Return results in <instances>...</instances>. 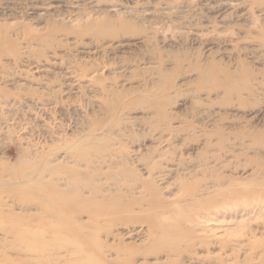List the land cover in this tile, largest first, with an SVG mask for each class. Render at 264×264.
Masks as SVG:
<instances>
[{"label":"rangeland","instance_id":"1","mask_svg":"<svg viewBox=\"0 0 264 264\" xmlns=\"http://www.w3.org/2000/svg\"><path fill=\"white\" fill-rule=\"evenodd\" d=\"M110 247L264 264V0H0V264Z\"/></svg>","mask_w":264,"mask_h":264},{"label":"bare ground","instance_id":"2","mask_svg":"<svg viewBox=\"0 0 264 264\" xmlns=\"http://www.w3.org/2000/svg\"><path fill=\"white\" fill-rule=\"evenodd\" d=\"M36 184V183H35ZM37 186V185H36ZM40 190V189H39ZM182 237H185V235H183L182 234ZM100 245H98L97 247H96V250H98L99 252H100V255L102 254L103 256H102V258H104V257H106V256H104V253L100 250ZM176 247V246H175ZM21 251H23V252H25L26 250H27V252H31V253H33V252H36V250L35 249H33L32 247H28L27 246V248H26V250H24L23 248H19ZM113 250L115 251V258H112V260H108V257H107V262L109 263V264H135L136 262H137V260H136V258H133V259H131V258H129L126 262L124 261V260H122V259H120L118 256H117V254H116V251H118V248H113V247H110L106 252H109L108 254H113ZM175 250V249H174ZM41 251V250H40ZM26 252V253H27ZM17 255H18V252H17ZM60 255V254H59ZM1 256V255H0ZM20 256H22V255H20ZM6 256H4V259H10V258H5ZM34 258L36 259V264H44V263H42V254H41V252H37V253H35V255H34ZM79 259H80V257H79ZM106 259V258H105ZM9 261V260H8ZM60 261V260H59ZM69 260H66V261H63V264H72L71 263V261L70 262H68ZM12 262V261H11ZM68 262V263H67ZM95 262H91L90 260H87V259H84V260H82V261H78L77 263H74V264H94ZM25 264H27V263H25ZM139 264H146V263H139ZM158 264H160V263H158ZM161 264H175L174 262H172V261H169L168 263L167 262H165V263H161Z\"/></svg>","mask_w":264,"mask_h":264}]
</instances>
